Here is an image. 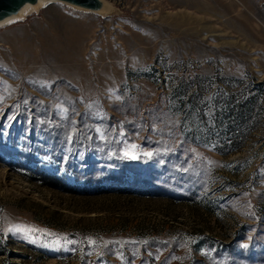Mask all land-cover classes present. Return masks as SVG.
<instances>
[{
	"label": "rangeland",
	"instance_id": "374dc122",
	"mask_svg": "<svg viewBox=\"0 0 264 264\" xmlns=\"http://www.w3.org/2000/svg\"><path fill=\"white\" fill-rule=\"evenodd\" d=\"M105 2L0 26V264H264V0Z\"/></svg>",
	"mask_w": 264,
	"mask_h": 264
},
{
	"label": "bare ground",
	"instance_id": "6f19581e",
	"mask_svg": "<svg viewBox=\"0 0 264 264\" xmlns=\"http://www.w3.org/2000/svg\"><path fill=\"white\" fill-rule=\"evenodd\" d=\"M106 1V0H105ZM104 0H99V5L97 8L95 9H89L77 4H73L71 2L68 1H64V0H34V1H24L20 4V6L18 7V9L14 12H11L7 15H5L4 17L0 18V26L2 28V25L5 24H11L13 22L19 21L24 18H26V15H29L31 12H37V9L45 7L46 5H48L49 3L52 2H59V3H64V4H69L72 5L80 10H84V11H100V12H108L110 11V7L111 5H108V3H106ZM108 2V1H107ZM110 4V3H109Z\"/></svg>",
	"mask_w": 264,
	"mask_h": 264
},
{
	"label": "water",
	"instance_id": "95a60500",
	"mask_svg": "<svg viewBox=\"0 0 264 264\" xmlns=\"http://www.w3.org/2000/svg\"><path fill=\"white\" fill-rule=\"evenodd\" d=\"M24 1H34V0H0V18L5 15L14 12L18 9L20 4ZM77 4L89 9H95L99 5V0H64Z\"/></svg>",
	"mask_w": 264,
	"mask_h": 264
}]
</instances>
